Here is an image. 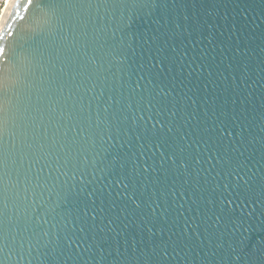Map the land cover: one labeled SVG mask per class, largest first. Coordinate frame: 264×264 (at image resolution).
I'll list each match as a JSON object with an SVG mask.
<instances>
[{
	"label": "water",
	"instance_id": "1",
	"mask_svg": "<svg viewBox=\"0 0 264 264\" xmlns=\"http://www.w3.org/2000/svg\"><path fill=\"white\" fill-rule=\"evenodd\" d=\"M16 2L2 264H264V0Z\"/></svg>",
	"mask_w": 264,
	"mask_h": 264
},
{
	"label": "snow or ice",
	"instance_id": "2",
	"mask_svg": "<svg viewBox=\"0 0 264 264\" xmlns=\"http://www.w3.org/2000/svg\"><path fill=\"white\" fill-rule=\"evenodd\" d=\"M134 2H135V0H134ZM34 3H35V0H26V2H25V0H17L16 10L14 11L13 14L9 15L8 20L5 21V24H6V30L5 31H6V36L8 38H11L15 35V31L13 29V24L10 23L9 21H12V20H21L22 21V20H24L25 16L21 15V13H20L21 6L23 8L25 15H27L28 11L30 10V8L33 6ZM0 41H4L3 44H0V56H5V59H7L6 49H8V43H7V40L5 39L4 32H0ZM160 63H163V61H161ZM137 87L140 88V96H141V102H142L144 100V96H143L144 88L142 86H140L139 84L137 85ZM149 96H150V94H149ZM148 104L149 105L152 104L151 98L148 99ZM4 124H5V119L3 116V107H2V104H0V136H2ZM181 151H183V149H181ZM4 166H5V157H4L3 145L0 144V170H2ZM143 171L145 173H148L150 171V168L145 167ZM81 177L83 178L82 174H81ZM121 183H123V182L121 181ZM65 185H66V187L64 190L63 199L66 201L69 200L70 197L80 198V197L85 196V195H87L88 197L93 196L92 192H87L85 185H84V187L79 188V189H77L75 183H73L70 186H67V183ZM123 186L125 189L128 188V184H126V183H124ZM2 215H3V211L0 210V217H2ZM87 216H88V205L85 204V216H84V218L86 219ZM92 219H93V221L95 220L94 215L92 216ZM45 223H47V221H45ZM71 223L73 225V220L71 221ZM67 226H68V222L66 224V227ZM80 231L83 232V231H85V229L83 227H81ZM44 235L48 236V233L45 232ZM73 235H74V232H73ZM66 238H68L70 241V244H69V250H70V248H71V235H69L67 232H66ZM7 239H8V233H6L4 231L3 221H2V219H0V253H2L5 248H8L7 247ZM80 239L83 240V237H81ZM61 251L63 254H65V249L61 248ZM76 254L79 255V253H76ZM49 256H52V253H49ZM0 264H2V261H0Z\"/></svg>",
	"mask_w": 264,
	"mask_h": 264
},
{
	"label": "built area",
	"instance_id": "3",
	"mask_svg": "<svg viewBox=\"0 0 264 264\" xmlns=\"http://www.w3.org/2000/svg\"><path fill=\"white\" fill-rule=\"evenodd\" d=\"M6 3H7V0H0V16L4 10Z\"/></svg>",
	"mask_w": 264,
	"mask_h": 264
}]
</instances>
